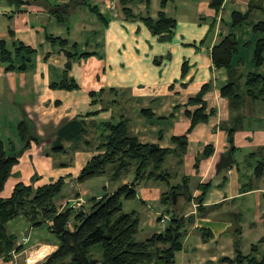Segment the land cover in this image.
Listing matches in <instances>:
<instances>
[{"label": "crops", "instance_id": "0c3cea01", "mask_svg": "<svg viewBox=\"0 0 264 264\" xmlns=\"http://www.w3.org/2000/svg\"><path fill=\"white\" fill-rule=\"evenodd\" d=\"M214 1L0 0V44L9 54V62L0 60V140L18 150L17 124L24 121L39 141L30 140L21 151L0 199L8 198L18 183L35 188L61 178L66 191L54 205L75 211L74 200L85 209L92 198L136 184V199L124 201L123 208L126 204L127 212L138 214L143 240L162 232L166 227L159 228L157 221L165 212L159 201L166 186L160 182L136 183L133 169L118 181L104 175L75 182L84 164L99 153L96 146L104 134L100 124L125 120L142 144L174 150V138H186L181 158L170 154L164 162L170 183L186 177L192 193L183 215L192 216L193 222L173 264H229L226 259L237 254L260 260L264 103L247 99L236 103L222 97L220 90L229 76L225 68L215 67L211 52L233 33L239 45L248 46L238 53L246 61L237 65L238 71L251 70L249 61L260 34L248 25L232 28L231 16L249 12L248 20L259 22L264 18V0ZM161 15L175 23L168 39L154 34L145 21ZM9 64L12 68L6 70ZM65 70L75 88H51L61 82ZM203 86L207 90L201 101L192 102ZM202 107L206 119L192 126L194 113ZM234 125L230 143L227 129ZM57 146L62 149H53ZM230 148L234 163L217 174L220 155ZM206 149L209 155L203 157ZM260 162L263 172L257 176ZM206 184L209 188L200 200V186ZM48 225L31 226L21 217L9 220L6 231L20 250L0 258V264L41 263L56 249Z\"/></svg>", "mask_w": 264, "mask_h": 264}, {"label": "trees", "instance_id": "16d2710c", "mask_svg": "<svg viewBox=\"0 0 264 264\" xmlns=\"http://www.w3.org/2000/svg\"><path fill=\"white\" fill-rule=\"evenodd\" d=\"M16 1V0H14ZM215 0L214 3H218ZM216 6V5H215ZM217 7V6H216ZM249 12H233L231 27L248 25L254 34H260L255 40L249 65L251 70L246 73L238 71L237 65L246 63L238 55L241 48L248 47L247 43L239 45L233 33L224 36L212 48V61L215 67H223L228 72V82L221 88L222 97L231 102L241 103L243 99L252 101L264 100V18L253 23L249 20ZM150 30L162 39L172 36L175 23L173 20L160 16L158 20H145ZM51 39V38H50ZM65 44L64 40L51 39ZM24 53L32 50L22 48ZM87 55L86 53L80 54ZM239 56V57H238ZM238 57V58H237ZM237 58V59H236ZM1 62H9V54L0 44ZM12 68L7 65L6 70ZM66 70L63 78L51 88L74 89L75 84L67 78ZM207 87L203 86L192 102H200ZM94 96L93 94H90ZM203 107L192 117V126L199 120H205ZM239 118H237V121ZM103 135L96 150L98 154L92 156L79 171L76 183H83L93 178L107 175L110 181H118L133 169L136 183L142 180H154L166 185V190L160 195V204L165 213L170 215L166 228L143 241H136L139 232L140 219L135 211L124 212V201L136 199V184L123 185L115 191L92 198L88 208L64 206L58 209L54 205L55 197L60 195L63 187L59 178L51 184L33 188L31 185L18 183L13 186L8 198L0 199V258L6 259L12 251L18 252L15 246L16 238L6 231L5 224L14 218L21 217L31 226H39L48 222V229L56 239V249L39 264H173L175 254L182 248V240L187 227L193 222L192 216L183 215V207L192 200L188 178H181L180 183L171 184V174L164 169V162L168 155L174 154L178 158L185 153L186 138L175 137L177 148L162 149L154 144H142L136 136L130 133L125 120L116 123H101ZM237 127H228V140L232 143L233 134ZM17 135L21 142L18 150L11 143L0 140V191L5 180L9 177L12 166L17 162L21 151L28 146L29 141L38 143V139L30 134L24 121L17 124ZM233 148V147H232ZM53 149H62L57 146ZM206 149L203 157L209 155ZM262 162L256 167V175L263 172ZM209 185H201L203 195ZM174 200V202H173ZM98 244L100 257L93 259L89 249ZM255 251V246L252 247ZM225 260V259H224ZM229 264H264V253L260 260L253 256L237 254L235 259L228 260Z\"/></svg>", "mask_w": 264, "mask_h": 264}, {"label": "rangeland", "instance_id": "374dc122", "mask_svg": "<svg viewBox=\"0 0 264 264\" xmlns=\"http://www.w3.org/2000/svg\"><path fill=\"white\" fill-rule=\"evenodd\" d=\"M257 101H263V103H264V100H257ZM234 104H236V103H234ZM162 184V183H161ZM160 184V185H161ZM162 186L164 187V186H166L165 184H162ZM66 191V189H64V186L62 187V189H61V192H60V195L62 194V193H64ZM59 195V196H60ZM59 196H57V197H55V199H57V198H59ZM133 203H135V202H133ZM135 204H137V203H135ZM88 206H89V203H88V205H87V208H88ZM125 208H123V211L124 212H127V211H129V209H128V207L126 206V204H125V206H124ZM166 214V213H165ZM167 215V214H166ZM170 218V217H169ZM158 222V227L159 228H161V229H164V227H166L167 226V223L169 222V220L166 222V223H160V221H157ZM141 232V231H140ZM139 232V234H137L136 236H135V240L136 241H142L143 240V234L142 233H140ZM145 232V231H144ZM89 251H90V253H91V256H92V258L93 259H96V258H98V257H100V252H101V250H100V246L98 245V244H96V245H93L90 249H89Z\"/></svg>", "mask_w": 264, "mask_h": 264}, {"label": "water", "instance_id": "95a60500", "mask_svg": "<svg viewBox=\"0 0 264 264\" xmlns=\"http://www.w3.org/2000/svg\"><path fill=\"white\" fill-rule=\"evenodd\" d=\"M231 152H232V148H230L227 152L222 153L220 155V159H219L218 164L216 166V173L217 174L223 170L228 169L234 163V159H233ZM173 202H174V200H173Z\"/></svg>", "mask_w": 264, "mask_h": 264}, {"label": "built area", "instance_id": "2783aa9c", "mask_svg": "<svg viewBox=\"0 0 264 264\" xmlns=\"http://www.w3.org/2000/svg\"><path fill=\"white\" fill-rule=\"evenodd\" d=\"M72 206L75 207V208H77V207L80 206V202L77 201V200H74V201H72ZM194 207H196V205H194ZM158 219H159V221L162 222V223H166V222L169 220V218H168V216L165 214V212H160L159 215H158ZM11 253H12V252H11Z\"/></svg>", "mask_w": 264, "mask_h": 264}, {"label": "bare ground", "instance_id": "6f19581e", "mask_svg": "<svg viewBox=\"0 0 264 264\" xmlns=\"http://www.w3.org/2000/svg\"><path fill=\"white\" fill-rule=\"evenodd\" d=\"M31 262V260H29Z\"/></svg>", "mask_w": 264, "mask_h": 264}]
</instances>
